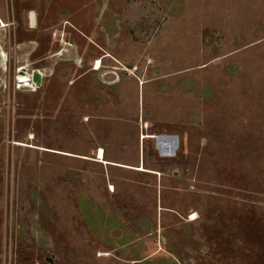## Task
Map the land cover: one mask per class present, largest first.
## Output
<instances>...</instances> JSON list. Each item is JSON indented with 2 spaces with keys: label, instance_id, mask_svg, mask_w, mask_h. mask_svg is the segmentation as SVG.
Listing matches in <instances>:
<instances>
[{
  "label": "rangeland",
  "instance_id": "1",
  "mask_svg": "<svg viewBox=\"0 0 264 264\" xmlns=\"http://www.w3.org/2000/svg\"><path fill=\"white\" fill-rule=\"evenodd\" d=\"M0 53V264H264V0H0Z\"/></svg>",
  "mask_w": 264,
  "mask_h": 264
},
{
  "label": "bare ground",
  "instance_id": "2",
  "mask_svg": "<svg viewBox=\"0 0 264 264\" xmlns=\"http://www.w3.org/2000/svg\"><path fill=\"white\" fill-rule=\"evenodd\" d=\"M32 22H33V24L35 22V13L34 12H32ZM4 63H5V57H3L1 55V53H0V65H3ZM41 74L43 76L44 73L41 71ZM32 75L30 73L21 71L19 73V81L21 83L26 84L27 86H29V85L32 84V83H30L32 81ZM32 87H33V85H32ZM143 137L145 138V136H143ZM155 138L158 141L159 147L162 150L163 155H167V154L172 155V153L175 151L174 149H177V146H176L177 143H176V141H172L171 139H169V140L168 139H163L160 136H155ZM138 169L139 170H144L145 167L144 166H142V167L139 166Z\"/></svg>",
  "mask_w": 264,
  "mask_h": 264
},
{
  "label": "water",
  "instance_id": "3",
  "mask_svg": "<svg viewBox=\"0 0 264 264\" xmlns=\"http://www.w3.org/2000/svg\"><path fill=\"white\" fill-rule=\"evenodd\" d=\"M32 78H33V81H34L37 85H41V84H42L43 76H42L40 70H38V69L34 70Z\"/></svg>",
  "mask_w": 264,
  "mask_h": 264
},
{
  "label": "built area",
  "instance_id": "4",
  "mask_svg": "<svg viewBox=\"0 0 264 264\" xmlns=\"http://www.w3.org/2000/svg\"><path fill=\"white\" fill-rule=\"evenodd\" d=\"M160 137H162L163 139H171L172 141L176 140V135H171V134H165V135H159Z\"/></svg>",
  "mask_w": 264,
  "mask_h": 264
},
{
  "label": "crops",
  "instance_id": "5",
  "mask_svg": "<svg viewBox=\"0 0 264 264\" xmlns=\"http://www.w3.org/2000/svg\"><path fill=\"white\" fill-rule=\"evenodd\" d=\"M145 135V134H144ZM155 135H152V134H147V135H145V138H152V137H154ZM155 138V137H154ZM176 146H178V145H176ZM176 148V147H175ZM174 150H176V149H174ZM167 156H170V155H167ZM105 161V160H104Z\"/></svg>",
  "mask_w": 264,
  "mask_h": 264
},
{
  "label": "flooded vegetation",
  "instance_id": "6",
  "mask_svg": "<svg viewBox=\"0 0 264 264\" xmlns=\"http://www.w3.org/2000/svg\"><path fill=\"white\" fill-rule=\"evenodd\" d=\"M23 72H25V71H23Z\"/></svg>",
  "mask_w": 264,
  "mask_h": 264
}]
</instances>
